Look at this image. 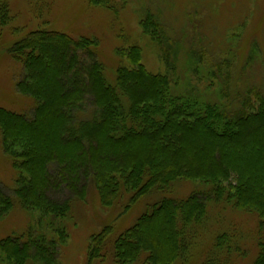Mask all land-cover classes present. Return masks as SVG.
Instances as JSON below:
<instances>
[{"label": "trees", "instance_id": "trees-1", "mask_svg": "<svg viewBox=\"0 0 264 264\" xmlns=\"http://www.w3.org/2000/svg\"><path fill=\"white\" fill-rule=\"evenodd\" d=\"M91 2L111 7L114 1ZM10 20L3 4L0 35ZM140 25L174 68L178 46L161 19L150 9ZM96 46L87 37L37 30L11 47L25 69L17 88L36 105L28 116L0 107L4 150L20 173L12 193L0 186V217L20 205L49 218L50 227L58 220L63 225L75 203L85 200L88 180L104 208L132 193L125 210L154 190L166 193L181 180L199 181L206 191L182 199L164 196L114 241L112 226L93 235L88 264L105 257L115 264H183L212 200L257 214L253 264H264V90L247 86L229 94L221 88L217 99L174 93L169 75L143 64L139 46L119 50L131 66L118 68L114 87ZM63 189L71 194L66 199L50 194ZM59 230L60 239H54L30 226L0 239V252L9 264H60L68 232L64 225ZM231 235H217L202 264H231L240 248Z\"/></svg>", "mask_w": 264, "mask_h": 264}, {"label": "rangeland", "instance_id": "rangeland-1", "mask_svg": "<svg viewBox=\"0 0 264 264\" xmlns=\"http://www.w3.org/2000/svg\"><path fill=\"white\" fill-rule=\"evenodd\" d=\"M113 1L111 7H106L91 0H0V7L8 5L11 17L0 35V107L28 116L36 105L34 98L17 88L25 69L10 49L37 30L96 40L95 48L104 66L105 78L114 87L117 86L118 68L131 66L119 56V50L139 46L143 64L152 73L169 75L174 93L208 95L217 99L214 94L221 88L229 94H236L247 86L264 90V0ZM150 9L177 43L175 61L170 57V62H175L174 68L162 61L158 46L143 33L140 22ZM251 103H255L253 97ZM19 175L4 150L0 130V186L12 193ZM83 183L87 184L86 198L75 203L72 216L63 224L68 233L61 244L60 264H88L89 242L105 227L112 226L109 241H114L164 196L182 199L193 191H206L207 188L199 181L181 180L166 193L154 190L125 210L132 193H125L117 205L104 208L94 184L90 180ZM50 194L58 200L71 195L66 189ZM208 207L199 238L183 264H202L215 249L216 236L222 233L232 234L234 247L237 243L240 246L233 249L231 264H253L258 255L257 214L213 200L208 202ZM49 220L37 210L16 205L9 214L0 217V239L25 233L30 226L42 228L49 237L60 239L61 220L54 227H50ZM243 251L246 253L242 254ZM107 258L92 264H115ZM0 264H9L1 252Z\"/></svg>", "mask_w": 264, "mask_h": 264}]
</instances>
